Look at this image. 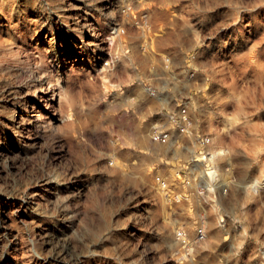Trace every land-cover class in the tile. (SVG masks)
I'll return each instance as SVG.
<instances>
[{
	"label": "rangeland",
	"instance_id": "1",
	"mask_svg": "<svg viewBox=\"0 0 264 264\" xmlns=\"http://www.w3.org/2000/svg\"><path fill=\"white\" fill-rule=\"evenodd\" d=\"M229 263L264 264V0H0V264Z\"/></svg>",
	"mask_w": 264,
	"mask_h": 264
},
{
	"label": "built area",
	"instance_id": "2",
	"mask_svg": "<svg viewBox=\"0 0 264 264\" xmlns=\"http://www.w3.org/2000/svg\"><path fill=\"white\" fill-rule=\"evenodd\" d=\"M112 62L115 63V61ZM112 62L108 60L105 64L111 66ZM149 91L151 92V94H155L154 91ZM171 118L173 119V122H178V128H175V130L177 131V133H175V136L195 137L196 144L199 147H206L211 142V137L209 135L194 130V119L189 114L187 107L180 105L177 117L173 114ZM173 135L174 134L172 133V130L155 129V131L152 133V138L159 143H168L171 139V136L173 137ZM200 152H202V150ZM193 161L194 159H192V162ZM155 181L157 186L164 193H168L169 183L166 177L157 175L155 177ZM187 183L191 184V179H187ZM223 192L226 193L227 189H224ZM176 237L180 241L182 247L185 249V255H190L191 249L193 248L194 244L205 239L206 229L203 224L199 227L195 237H190L188 235V232L184 228L179 227L176 231Z\"/></svg>",
	"mask_w": 264,
	"mask_h": 264
},
{
	"label": "bare ground",
	"instance_id": "3",
	"mask_svg": "<svg viewBox=\"0 0 264 264\" xmlns=\"http://www.w3.org/2000/svg\"><path fill=\"white\" fill-rule=\"evenodd\" d=\"M113 37H114V36H112V38H113ZM86 43H87V44H91L92 41H89V40H88V41H86ZM61 118H62V117H61Z\"/></svg>",
	"mask_w": 264,
	"mask_h": 264
},
{
	"label": "crops",
	"instance_id": "4",
	"mask_svg": "<svg viewBox=\"0 0 264 264\" xmlns=\"http://www.w3.org/2000/svg\"><path fill=\"white\" fill-rule=\"evenodd\" d=\"M172 133H173V132H172ZM175 133H177V131H176V130H174V134H175Z\"/></svg>",
	"mask_w": 264,
	"mask_h": 264
}]
</instances>
